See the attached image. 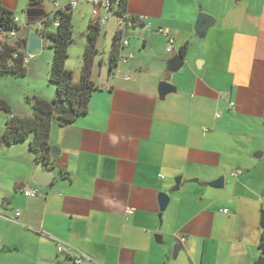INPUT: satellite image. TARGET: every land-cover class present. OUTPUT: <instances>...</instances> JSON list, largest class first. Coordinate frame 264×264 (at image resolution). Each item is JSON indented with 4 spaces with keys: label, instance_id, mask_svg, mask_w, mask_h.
Wrapping results in <instances>:
<instances>
[{
    "label": "crops",
    "instance_id": "0c3cea01",
    "mask_svg": "<svg viewBox=\"0 0 264 264\" xmlns=\"http://www.w3.org/2000/svg\"><path fill=\"white\" fill-rule=\"evenodd\" d=\"M0 1L19 17V39L41 30L40 21L24 27L29 0ZM42 10L51 13L50 0ZM200 14L212 24L198 32ZM71 17L76 66L65 67L78 83L91 7L79 2ZM126 19L128 45L111 71L120 28L113 14L98 25L87 113L51 123V177L36 176L28 140L0 148V264H255L264 257V0H127ZM162 82L171 86L163 96ZM46 88L32 91L53 100ZM12 116L33 111L21 105Z\"/></svg>",
    "mask_w": 264,
    "mask_h": 264
},
{
    "label": "trees",
    "instance_id": "16d2710c",
    "mask_svg": "<svg viewBox=\"0 0 264 264\" xmlns=\"http://www.w3.org/2000/svg\"><path fill=\"white\" fill-rule=\"evenodd\" d=\"M43 2L44 0H29L28 10H42ZM126 6L127 0L119 1L117 12L124 18H126ZM71 14L72 11H51L49 15L44 14L40 17L27 19L29 25L40 21L42 28L38 32L50 44L52 61L48 82L55 87L56 96L50 101L39 97L27 99L31 105L33 116L31 118L12 116L7 121L4 132L0 134V148L28 140L36 161L45 168L49 166L48 137L51 123L56 120L59 126H65L72 123L77 117L86 114L92 92L96 90L90 77L93 61L97 55L96 44L100 29L96 24H89L80 79L78 83H74L72 71L65 67L68 48L72 43ZM14 16L12 12L1 5L0 1V75L23 76L25 75V65H23L22 58L25 53L26 40L17 37L20 28L14 23ZM54 22H57L58 26H54ZM13 30L16 31L15 37L10 36V32ZM121 46V35L117 32L110 50V71L119 61ZM59 104H63L64 109L60 115H55L54 111ZM0 110L11 113L10 106L1 98Z\"/></svg>",
    "mask_w": 264,
    "mask_h": 264
},
{
    "label": "rangeland",
    "instance_id": "374dc122",
    "mask_svg": "<svg viewBox=\"0 0 264 264\" xmlns=\"http://www.w3.org/2000/svg\"><path fill=\"white\" fill-rule=\"evenodd\" d=\"M111 21L112 20L109 19V23H111ZM17 33L19 35L20 31ZM77 48V46H72L69 49L68 59L66 61V66L68 68H74L76 66V56L75 54H73L72 50ZM100 50L102 49L100 48ZM103 50L105 53L107 52V45L103 47ZM33 54L36 57L33 60L34 65L33 67H30V64L32 62L29 65H25V75H0V98L7 102V104L10 106L11 113L13 111L19 110L21 105L25 106L26 104H29L27 99L31 100L33 97L41 98L40 96L33 93L32 90H34L35 88L37 90H41L44 93L48 91V89L46 88L47 86L50 87V89L53 91L55 89V87L48 81L45 83L44 81L42 82L44 74L49 69L48 63H50L52 60V50L50 48H42L41 50L36 51ZM11 113L0 110V126H3L4 122H7V119L9 118V115Z\"/></svg>",
    "mask_w": 264,
    "mask_h": 264
},
{
    "label": "built area",
    "instance_id": "2783aa9c",
    "mask_svg": "<svg viewBox=\"0 0 264 264\" xmlns=\"http://www.w3.org/2000/svg\"><path fill=\"white\" fill-rule=\"evenodd\" d=\"M50 1H51L52 11H54V12H56V11H62V12L73 11L77 7L79 2H84V3L88 4L91 7V16H92V21L90 24H96V25L104 24L107 21V15L108 14L115 15L116 19H117V24L120 28L118 32L121 35L122 46L128 45V41L126 39H124V37H123L124 26L127 23V19L120 16L117 12L120 0H70L67 2H59L58 0H50ZM101 12H104L107 15L102 16L100 14ZM142 20H143V18H141V17L139 19H137L138 22L142 21ZM13 21L16 25H18L20 23V19L18 16H14ZM53 25L58 26V23L54 22ZM24 27H29V24H27V22H25ZM157 32L164 35L167 38L168 46L166 48V52L171 53L173 51V38L169 35V31L167 29H159ZM10 36L15 37L16 31H14V30L11 31ZM32 58H33V54H28L26 52V49H25V53H24L23 58H22L23 65H26ZM217 117H218V115H217ZM238 173L239 172H236V173H233L232 175L235 176ZM22 193L26 197H36L39 194V191L37 188H25L22 190ZM16 216H18V213L16 214ZM177 238H178V242L180 244H183L185 242V239L183 237H177ZM57 251H58V253H63L64 245L59 243L57 245ZM73 259H74V262L76 264H78L82 260H84L85 258L84 257H75Z\"/></svg>",
    "mask_w": 264,
    "mask_h": 264
},
{
    "label": "water",
    "instance_id": "95a60500",
    "mask_svg": "<svg viewBox=\"0 0 264 264\" xmlns=\"http://www.w3.org/2000/svg\"><path fill=\"white\" fill-rule=\"evenodd\" d=\"M44 15L43 10L41 9H36V10H27L26 11V18H36V17H40ZM210 24H212V19H210V17L204 15V14H200L198 16L197 22H196V31L201 32L203 30H205ZM36 25L35 23L29 25V26H34ZM43 37L38 33V30H34L33 32H31L28 36L27 42H26V52L28 54H33L36 51L41 50L42 48V41H43ZM181 62V58L177 57L176 61L174 63V67H178L180 65ZM160 95L163 96L164 94L168 93L171 90V86L166 83V82H162L160 83ZM64 109V105L63 104H59L55 111L54 114L55 115H60L62 113ZM50 151L52 152L53 155H57L58 153L54 152V149L51 148ZM36 176H41V175H47L48 177H51L52 172L48 171L47 168H45L43 165H41L40 169L37 170L36 172ZM46 181H38L36 180V178L33 179V182L36 184H39L41 186H46ZM180 183V178H178L176 180V187L175 190L178 189ZM222 183H223V177L218 178L216 181H214L213 183H211V185L214 188H221L222 187ZM169 198L166 194L161 193L159 196V203H160V211L163 212L168 204ZM261 222H262V226L264 227V210L262 211V217H261ZM178 248L174 247L172 250V258L175 259V254L177 253ZM255 264H264V257H260Z\"/></svg>",
    "mask_w": 264,
    "mask_h": 264
}]
</instances>
